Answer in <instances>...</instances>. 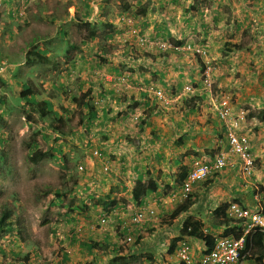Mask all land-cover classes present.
<instances>
[{"label":"rangeland","instance_id":"rangeland-1","mask_svg":"<svg viewBox=\"0 0 264 264\" xmlns=\"http://www.w3.org/2000/svg\"><path fill=\"white\" fill-rule=\"evenodd\" d=\"M27 1L28 3L24 0H0V78L11 82L16 88L19 87V82L33 80L31 77L34 74L52 76L45 67L29 65L25 61L29 50L25 51L21 48H26L25 45L32 39L36 45H43L40 41L42 37L48 32L55 34L54 31L58 27L69 33L74 32L68 37L76 44L85 37L98 35L90 43L81 46V53L72 51L70 55H75L83 61H106L101 60L100 57L96 60L93 58L106 49H110L113 54L121 57L119 64L116 65L119 71L115 75L110 76L103 70H98L99 76L104 77L106 85L111 87L115 85L117 75L119 79L126 82L123 89L138 90V87H142L152 91L157 86L162 89L169 88L173 94L176 89L179 91L184 89L185 95L173 98V102L178 103V111L180 107L182 111L188 108L189 103L185 99L189 97L186 95L193 94L195 91L206 92L209 99L205 98L204 101H207L198 105L207 103L206 106L210 105L214 111L220 101L225 99L234 111L235 95L233 93L238 92L242 89L240 87L245 85L244 73L248 67L243 66L242 61L247 60L238 53L233 54L232 57H225L223 49L228 42L241 41L245 46L250 47L252 43L258 41L254 38L256 34L253 26L245 30V35L243 34L248 21L256 24L253 17H246L241 12L243 0H150L151 3L156 2L159 15L156 17V12L149 7L147 19H154L156 22L148 21L149 26L144 22L142 27L140 17L136 18L135 27L138 35L134 37L122 30L123 27L120 25L113 28L116 31L113 35L112 27L120 15L130 14V10L135 11L146 0H67V3L73 2L75 5L66 13L60 12L62 8L59 6L65 0ZM201 1L205 5L202 6ZM199 3L201 8L200 5L197 6ZM124 5H127L130 10L124 9ZM39 6H43V9ZM191 6L196 8L192 9ZM82 7L86 9L85 12H90L83 19H81L84 13ZM189 8L192 10V15ZM8 13H12L10 18ZM20 14L24 15V18H19ZM5 22L8 24H5L2 30ZM108 23L111 26L108 27ZM238 24L240 27H237ZM106 32H111L113 35L111 40L102 39L101 35ZM138 38L150 41H152L151 38L162 39V42L172 46L175 41H181L183 46L177 50H162L157 46L141 45ZM50 42H54L53 47L62 45L59 40L52 39ZM197 45L207 50L206 58L212 68L207 79L202 77L203 71L199 70L200 60L194 51ZM50 46L47 44V47ZM59 48L65 52L61 46ZM150 55L160 60L153 64ZM164 58H167L168 64L161 62ZM225 61H232L235 67L226 66ZM77 62L79 61L64 68L65 73L71 71L70 76H53L52 78L54 84L61 85L59 88L62 95L56 98L58 103L54 102L53 109L58 110L61 107L74 109L71 115L65 116L66 127L63 130L70 131L69 136L64 137L53 132L52 122L47 118L41 120L37 112L31 114L33 124L20 114L8 120L9 142L0 149L5 151V155L0 159V215L4 208H8L13 226L6 229L0 228V264H92V256L97 257L98 261L102 259L100 254L105 249L97 241L100 237L95 232L101 230L97 222L101 217L99 214L104 210L100 206L98 209L88 208L96 199L90 193L107 192L111 187L114 189L111 192L112 198L118 201H121L120 198L122 199L124 194L119 190V184L111 186L112 182L123 181L122 177L110 176V166L108 164L105 166V163L98 160L95 155L102 154L105 152L104 149H108L106 153H110L112 152L110 148H117L118 151L123 152L126 138H118L115 128L110 124L115 120L114 117L118 116L115 112L108 114L116 109L115 106L113 108L109 105L106 114L102 113L101 107L109 100L108 96L100 101L98 97H94L93 103L96 105L90 102L95 113L93 116L90 115V119L84 113V108H78L69 98L64 97L79 94V91L85 90L89 82L88 78L97 83L92 76H89V72L85 74V78L80 79V63L76 65ZM129 62L135 64L134 68H128ZM151 64L156 68L155 72L152 71ZM237 64L241 66L236 67ZM139 68L143 69V77L147 81L142 80L133 85L131 79H135V75L141 72ZM128 69H134V72ZM231 71L235 72L234 77L230 74ZM162 77H165V83L161 81ZM193 77H196L199 82L202 80L200 87H194L197 82L192 83L195 80ZM151 79L153 85H150ZM102 84L108 87L103 82ZM252 85V83L249 84V86ZM187 87L192 89L188 90ZM39 90L41 94L48 96L51 92V82L43 81V84L39 85ZM94 90L97 92L101 89L96 85ZM125 91L119 89L116 94L122 96ZM4 93L8 95L7 91ZM113 98L114 95L112 102ZM159 107L163 106L159 105L157 109ZM129 113H131L130 110L127 114ZM138 113V117L150 114L149 110L142 111L141 108L138 109ZM162 114L165 115V113ZM103 116H106L102 119L103 125L110 124V129L106 132L99 125L100 118ZM89 120L91 125L87 127ZM43 131L49 134V139L47 134L40 135L44 133ZM57 135H60L58 143H62L61 150L68 157L67 160H54L49 156L50 152H53L52 147L57 145H54L52 138ZM105 140H111L112 145L103 144ZM34 143H37V146H33ZM2 154L0 152V155ZM36 154H43L42 160L34 162L32 159ZM127 176L128 174L124 175V179H127ZM118 209L115 213L112 212L111 216H109L110 211L103 213L110 218L111 228L116 227L117 230L118 220H120ZM122 209L125 208L122 207ZM128 211L129 209L127 213ZM87 218L88 221H85L84 219L87 220ZM95 219L98 221L94 222ZM80 243H91L94 253L88 252ZM64 255H67L68 259L62 262ZM119 257L112 255L111 259L118 261ZM136 257L133 259V264H146L139 260L140 256Z\"/></svg>","mask_w":264,"mask_h":264},{"label":"crops","instance_id":"crops-1","mask_svg":"<svg viewBox=\"0 0 264 264\" xmlns=\"http://www.w3.org/2000/svg\"><path fill=\"white\" fill-rule=\"evenodd\" d=\"M83 1L81 2L82 4ZM146 1L149 2L148 8L152 7L154 12H156V17H158L159 11L156 10V2L153 1L151 3L150 0ZM201 2L203 3V1ZM74 5L75 3H67V0H65L59 5L62 8L60 12H69ZM202 5H205V3ZM241 5V12L244 15L247 14L246 17H253L256 25L258 24V27L264 30V0H243ZM39 7L43 9V6ZM257 8L263 11L259 14L253 13L252 10ZM82 9L84 13L81 19L90 13L85 12L86 9L84 7ZM189 10L190 15H192L191 8ZM36 11L33 10V12ZM11 14L8 13L9 18ZM138 17H140L142 27H144V22L147 26H149L148 21L150 23L156 22L154 19H147V14L144 17ZM5 24H8V22L3 23L2 30H4ZM237 27H240V25L238 24ZM72 33H69V35ZM52 39H55L54 34L48 32L40 40L44 42L43 45H36L32 39V41L25 45L26 48H21V50L26 51L36 47V49L47 52V55L52 58L56 56L57 52L54 51H57L60 46L53 47L52 44L54 42H50ZM47 44L51 46L47 47ZM232 55L230 54V57ZM238 55L244 56L247 61H242L243 66H247L248 68L244 73V87H240L242 89L233 93L235 95L233 113L238 117L237 121L242 129L239 132L245 133L249 138L251 153L254 158V170L248 177L241 176L238 168L239 162L236 157H232L230 165L221 174L208 179L201 186L194 187L191 198L183 203H178L170 199V194L178 185L176 178L179 177L180 173L182 174L188 169L192 158L207 160L209 157L223 151L227 146L225 132L215 111H213L210 105L206 106L207 103L198 105L201 102H206L207 100L204 101L205 98L209 99L207 93L195 91L193 94L186 95L189 98L191 96L195 98L200 97L202 101L195 105L197 110H191V107H189V109L187 108L183 111L181 107L178 111V103L173 102V98L175 96L185 95L184 89L182 91L176 89L174 91L175 94L171 93V89L169 88L164 89L166 91L165 97L167 98L165 102L169 100L166 106H164V103L160 104L156 101L149 91L143 92L147 89H143L142 87H138V90H127L120 96L116 94L118 91L115 89H109L115 85L112 87H104L102 84L103 81L93 76L91 71L93 69H99L111 76L119 71L116 65L119 64L121 57L113 54L110 49H106L97 55V57L93 58V60H96L98 57H102L106 61H83V59L72 55V61H79L76 65L80 63V79L85 78V74L89 72V76H92L94 81H98V86L101 90L97 92L94 90L92 96L98 97L99 99L108 96L109 100L101 107L102 113L106 114L109 105H112L113 108L115 106L116 109L110 111L108 114L115 112L118 116L114 117L115 120L110 122V124L115 128V134H118V138H126L123 152L118 151L117 148H110L112 152L106 153L108 149H104L105 152L101 154L100 159L98 158V160L105 163V166L107 164L110 166V176L116 178L122 177L123 180L115 183L112 182L111 184V186L119 184V190L123 191L122 194H124L123 198H120L121 201L117 200L110 208L108 207L109 211L113 210V213L118 208L121 209L120 212L118 209V218L120 219L118 220L119 228L128 217L127 210H134L137 208V205H140L133 203L129 194V189L136 178L142 177L144 181L155 179L158 183L157 191L144 197L141 201V205L149 204L156 211V215L151 221L143 225L140 231L135 233L134 243H124V235L119 233L120 231L116 227L112 229L111 224L105 226L104 229L101 227V230H97L95 234L100 237L97 241L100 242L101 246H104L103 249L105 250L101 251L102 254L100 256L102 259L99 261L97 257L93 258L92 256V264H106L110 261L112 255L132 260L130 262L132 264L133 259L137 258L136 256H140L139 260L141 259L146 264H178L180 260L177 255V250L183 242L188 243L192 259L197 260L202 255L206 245L214 237H219L222 234L224 227H217L215 223L221 220L222 210H224L225 205L235 202L240 203L245 209L254 210L258 202L259 191H262V186H264V121L259 120L257 116H251V114L258 115L260 111L264 110V42L262 43L258 40L252 43L250 47L248 46L244 50L239 51ZM150 57L151 61L154 62L153 64H155V61L160 60L157 57L155 58L154 55H150ZM161 62L168 64L169 61L167 58H164V61ZM225 62L224 64L226 66L235 67V63L232 61ZM69 64H72V62L61 64L58 69L46 68L52 76H41L44 78V81L50 82H52L53 76L68 77L71 74L69 72L65 73L64 68H68ZM153 64H151L152 71L155 72L156 68ZM127 66L128 68H134L135 64L129 62ZM240 66L241 64L236 65V67ZM91 67H93L92 70ZM128 70L134 72V69ZM142 70V68H139L141 72L135 75V79H131L133 85L142 80L147 81L143 77ZM224 71L226 73L228 72L226 70ZM221 74L224 75L223 73ZM230 74H233L234 77L235 72L231 71ZM193 79L195 80L192 83L197 82L195 88L200 87L201 84L196 77H193ZM161 81L165 83V77H162ZM150 83V85H153L152 79ZM251 83L253 85L249 86ZM90 86L87 83L86 89ZM113 95L114 101L112 102ZM159 105L163 107L157 109ZM139 108L142 111L149 110L150 114L146 117L145 115L138 117ZM151 108H154L152 112ZM129 110L131 113L127 114ZM162 113H165V115ZM103 118H106V116L100 118L99 125L106 132L110 129V124L108 126L103 125ZM137 119L139 120L138 122ZM143 119H145L144 125L140 127L139 122ZM163 119L165 121H162ZM103 144L109 145L111 144V140H105ZM127 174V179H124V175ZM131 182L132 185H130ZM113 190V188L109 187L107 192L90 193L94 198L96 197L94 201L99 202L95 205L92 203L88 208L98 209L99 206L102 207V202L108 201L106 197L114 199L111 194ZM122 207L125 209H122ZM104 212H101L99 215H102ZM188 216L199 218L204 222V230L208 234L207 240L198 241L192 238H183L182 241L178 242L172 248L170 245L171 239L178 235L181 223ZM84 220L88 221V218ZM95 220L94 222L98 221L97 219ZM109 221L111 220L109 219ZM92 252L94 253V251ZM249 262V264H255L253 260H249Z\"/></svg>","mask_w":264,"mask_h":264},{"label":"trees","instance_id":"trees-1","mask_svg":"<svg viewBox=\"0 0 264 264\" xmlns=\"http://www.w3.org/2000/svg\"><path fill=\"white\" fill-rule=\"evenodd\" d=\"M28 3V1H25ZM200 5V6H199ZM149 2H145L140 6L137 10L131 11L127 5H124V9L130 10V13L134 16V18H138V16L144 17L147 14ZM200 8L201 4H197ZM192 9L194 7H191ZM201 10V9H200ZM259 8L253 9L252 12L255 14L261 13ZM246 13V11H244ZM247 15V14H246ZM19 18L23 17L24 15H19ZM253 26V30L255 32L254 38L259 40L260 42H264V30L260 27H258V24H254L253 22H247L246 28L243 31V34L245 35V30H248L250 27ZM257 27V28H256ZM113 30V28H112ZM113 32H116L113 30ZM64 35V34H63ZM111 37V35L109 36ZM176 46H182L181 41H175L173 48L169 49L168 51L175 50ZM248 45H244L241 41L238 43H226L225 48L223 49L224 56H230V53L235 54L239 53V51L244 50ZM41 50L36 49L32 51V53L28 52L26 54L25 61L28 62H33V63H38L42 64L47 60V57L45 55V51L40 52ZM168 51H163V52H168ZM162 52V51H160ZM261 52V51H260ZM32 55V56H31ZM31 56V57H30ZM264 61V60H263ZM202 69V68H201ZM33 80L28 79L25 81V83L19 82V87L16 88L15 86L12 85L11 82H8L6 79H1L0 78V149L4 147L6 143L9 142V139L7 138V134L9 135V127H8V120L16 116L18 114L21 115V117L26 118L27 121L31 122L33 124V121L31 119V114L32 113H38L40 116L41 120H46L49 119L51 124V128L53 132L56 134H60L61 136L67 137L70 134V131H64L63 128L65 126V116L66 115H71V111H74V109H69L68 107H61L58 110L53 109L54 108V102L58 103V100L56 99L58 96H62L60 92V88L58 85H53L51 88V92L48 96H45L41 94V90H39V85L43 84L44 78L40 74H34ZM17 80H15L16 82ZM61 86V85H60ZM15 87V90H14ZM4 91L8 92V95L4 93ZM63 91V90H62ZM91 91L90 89L86 92L83 93L80 96H75V94H70L68 96H64L65 98H69V100L78 106V108H84L85 109V114L89 116L88 119L91 118L90 115H95L93 111V105L90 104L89 102V95ZM189 104L187 105L188 109L191 107V110H197L195 108V105L198 102L202 101V98L197 97L195 98L194 96H191V98L185 99ZM153 110V108L151 109ZM73 114V112H72ZM251 116H257L259 120L264 121V110L260 111L258 115L251 114ZM87 127L91 125L90 120L87 121ZM144 124V121L139 123V126L142 127ZM44 132V131H43ZM44 134H47L44 132L43 134H40L43 136ZM49 134L46 136L49 139ZM60 135H57L56 137H53V143L54 145L57 144L56 146L52 147L53 152L49 154L50 157L54 160H67V156L63 153V150H61L62 143H58L60 141ZM180 143V142H178ZM33 146H37V143H34ZM3 154L0 155V159H2V156L5 155V151L2 150L0 151ZM219 153L215 154L212 157H209L210 159L214 158L216 155ZM35 158L32 160L34 162H38L42 160L43 154H36L34 155ZM199 158H192L191 163ZM204 161V160H202ZM191 163L190 166H188V169L185 170L182 174L180 173L179 177L176 178L177 182V187L173 192H179L180 186H182V183L184 179L186 178V175L189 173L191 170ZM218 176L217 174L212 175L210 178H214ZM208 178V179H210ZM206 180L200 181L199 183H194L193 188L196 186H201V184ZM158 189V183L155 181V179H149L148 181H144L142 177H137L136 180L134 181L133 185L129 189V194L131 197V200L133 203L141 204V201L144 199V197L156 192ZM57 191V190H55ZM193 193V190L191 191V194L189 195L188 200L191 198ZM108 201H103L102 202V209L104 211H109V208L116 203V199H109L106 197ZM99 201H93V204H98ZM235 203V202H233ZM238 204V203H236ZM229 203L225 205L224 210H222L223 214L221 217V220L215 223L217 227L223 226L224 230L222 234L219 236H229V235H235L237 234L240 229V220L235 219L227 214V209L229 207ZM238 205H241L240 203ZM242 206V205H241ZM109 207V208H108ZM75 209V208H74ZM70 210H73L70 208ZM225 211V212H224ZM217 212V211H216ZM10 210L8 208H4L0 215V228L6 229L7 227L13 226L12 221L10 219ZM166 219V218H164ZM168 219V217H167ZM215 226V227H216ZM208 237V234L204 230V222L195 217L188 216L184 219V221L181 223L178 231V235L174 238L171 239V247H175V245L182 241L183 238H192L198 241H206ZM245 247L246 249H250V258L255 262V264H264V234L261 232H255L251 236H248L246 241H245ZM213 240L207 245L209 248L212 246ZM82 247H84L88 252L93 251L92 244L89 243H80ZM94 245V244H93ZM116 254V253H115ZM68 259L67 255H64L62 258V262H65ZM131 260H127L126 258L119 257L118 261H110L108 264H129ZM131 264V263H130ZM178 264H184L183 261H179Z\"/></svg>","mask_w":264,"mask_h":264},{"label":"built area","instance_id":"built-area-1","mask_svg":"<svg viewBox=\"0 0 264 264\" xmlns=\"http://www.w3.org/2000/svg\"><path fill=\"white\" fill-rule=\"evenodd\" d=\"M127 22L130 23L129 20ZM129 32L135 36L137 35L136 31L131 27ZM138 40L141 45L150 47L157 46L163 50L171 47L161 41H150L143 38H138ZM205 49V47H195L194 51L203 61L204 70L202 77L207 79L212 68L209 60L206 58L207 50ZM121 81L124 82L123 80ZM186 89L189 90L190 87ZM156 95L157 97H162L159 91L156 92ZM215 108L218 118L226 124L227 130H229L227 138L229 146L228 152L215 157L212 162H206L200 159L194 160L191 163V170L186 175L182 186H180L179 193H172L171 198L173 200H187L193 190L194 183H199L212 177V175L220 173L227 165L228 159H231L232 156H236L240 160L244 174L248 176L252 174L254 159L250 153V145L244 135L237 134L233 129L237 126L236 121L232 120V125L230 123L231 106L225 99H222ZM230 127H232V130ZM227 214L241 221V229L237 234L214 237L212 246L210 248L208 246L205 247L202 255L197 260L192 259L188 243L183 242L177 250L179 260L183 261L184 264H249L250 249H246L245 241L248 236H251L255 232L264 234V188L259 192L258 202L253 211L245 209L236 203H231L227 209ZM154 216L155 210L146 205H142L131 211L129 210L128 217L123 221L121 227L118 228L120 233L124 235L123 241L127 244L132 243L133 235L140 231L143 225L151 221ZM109 222L108 216L102 214L99 219L100 225L105 227Z\"/></svg>","mask_w":264,"mask_h":264},{"label":"clouds","instance_id":"clouds-1","mask_svg":"<svg viewBox=\"0 0 264 264\" xmlns=\"http://www.w3.org/2000/svg\"><path fill=\"white\" fill-rule=\"evenodd\" d=\"M147 2V1H146ZM191 7H194V6H191ZM194 8H196V7H194ZM138 9V7L135 9V10H137ZM201 12H202V10H201ZM125 19V20H124ZM135 19L136 18H134V16L130 13V14H122V15H120L117 19H116V23L114 24V26L112 27V28H117L118 26L117 25H120V26H122L123 27V29L122 30H124V31H126V32H129V29H130V27L132 28V29H134L135 31H136V25H135ZM130 21V23H128L127 21ZM109 23H111V22H109ZM108 23V27L109 26H111L110 24ZM112 25H113V23H112ZM54 38H55V40H59L60 42H61V44L62 45H60L61 47H62V49H64L65 50V52H62L61 50H60V48L56 51H54V52H57V54H56V56H54V57H52V58H50L48 55H47V52L45 53V55H46V57H47V60L44 62V63H42V64H38V63H33V62H28V64L30 65V64H32V65H35V66H41V67H45V68H48V69H50V68H55V69H58L59 68V66L61 65V64H68L69 62H72V64L75 62V61H72V55H70V53L73 51V52H78V53H81L80 52V48H81V46H83V45H86V44H88V43H90V41H93V39L94 38H97V36L98 35H95V34H93V35H91V36H89V37H85L84 39H82V40H80L77 44L76 43H73L70 39H69V33H68V31L67 30H65V29H58V27H57V29L54 31ZM114 33L115 32H112V34L114 35ZM130 33V32H129ZM136 33H137V31H136ZM64 34V35H63ZM111 34V32H106V33H104L103 35H101L102 36V39L103 40H105V41H108V40H111L112 38H113V35ZM131 34V33H130ZM111 35V37H109ZM133 35V34H132ZM137 35H138V33H137ZM135 35H133V37H134ZM151 40L152 41H161V40H157V39H154V38H151ZM162 42V41H161ZM165 43V42H164ZM42 44H44V42H42ZM166 44H168V45H170L171 47L170 48H173V46L171 45V44H169V43H166ZM183 46V45H182ZM153 47V46H152ZM196 47H201V46H196ZM203 47V46H202ZM170 48H168V49H165V50H169ZM179 48H181V46H176V48H174L175 50H177V49H179ZM204 48V47H203ZM161 49V48H160ZM33 50H35L36 51V47L35 48H33V49H31V50H29L28 52H30V53H32V51ZM163 50V49H162ZM40 52H42V51H40ZM208 54V53H207ZM99 55V54H98ZM32 56V55H31ZM30 56V57H31ZM198 56V55H197ZM101 58V60H105L104 58H102V57H100ZM199 58V57H198ZM199 60H200V66H199V70L200 71H203L204 70V64H203V61L199 58ZM64 61V62H63ZM202 68V69H201ZM98 70L99 69H96V70H93L91 73L93 74V76H95L96 78H98L100 81H103L104 83H105V79H104V77H100L99 76V72H98ZM70 74H71V71H68ZM115 75V74H114ZM115 86L112 88V89H115L116 91H118L119 89L120 90H128V89H123L124 88V85H125V81L124 82H122L121 80H119V77L116 75L115 76ZM88 83L91 85L90 87H88L87 89H85V90H81V91H79V94L77 93H75L76 95L75 96H80V95H82L83 93H86L89 89H90V91H91V93H90V95H89V102H92V104H95L96 105V103H93V101H94V97L92 96L93 95V93H94V87L96 86V85H98V81H96L97 83H95V82H93V81H91L89 78H88ZM119 82H120V84H119ZM132 82V81H131ZM201 83H202V80L200 81ZM200 83V84H201ZM106 84V83H105ZM53 85H55L53 82H51V88H52V86ZM58 86H60V84H58ZM107 86H109V85H107ZM195 86H197V85H194V87ZM68 87V86H67ZM128 87H130V86H128ZM192 87V86H191ZM190 87V89H192ZM153 89V88H152ZM146 91H148V90H145V91H143V92H146ZM161 92V94H162V97H157V95H156V92ZM150 93H151V95H152V97L156 100V101H158L160 104L161 103H164L165 105H167L168 103H169V100H168V102H165L166 100H167V98L165 97V93H166V91L164 90V89H162V88H160V89H158V88H156V89H154V90H152V91H149ZM92 97H93V100H92ZM175 98V97H174ZM101 99H99V101H100ZM232 108V107H231ZM152 109V108H151ZM154 109V108H153ZM215 111V114H216V110H214ZM148 116V115H147ZM216 116H217V114H216ZM146 117V116H145ZM217 118H218V116H217ZM219 119V121H220V123H221V125H222V127H223V130H224V132H225V138H226V143H227V146H226V148L223 150V151H221V152H219V154L218 155H216L215 157H217V156H219L220 154H222V153H227L228 152V148H229V146H228V141H227V138H228V133H229V130H227V127H226V124L220 119V118H218ZM237 119H238V117H236L235 115H234V113H233V110L231 109V119H230V123H231V125H232V120H235L236 121V123H237V126L235 127V128H233L234 130H235V132L237 133V134H242V135H244L247 139H248V142H249V145H250V141H249V138H248V136L245 134V133H243V132H239V131H242V129H241V126L239 125V123H238V121H237ZM145 119H143L142 121H144ZM141 121V122H142ZM230 129L232 130V127H230ZM250 153H251V146H250ZM251 155H252V153H251ZM96 157H98V158H100V156H101V154H97V155H95ZM215 157L214 158H212V159H207V160H204V161H206V162H212L214 159H215ZM232 157H236V156H232ZM232 157H231V159H232ZM253 157V156H252ZM237 158V157H236ZM231 159H228V163H227V165L223 168V170L220 172V173H217V175H219V174H221L229 165H230V163H231ZM254 159V158H253ZM200 160H202V159H200ZM237 160H238V162H239V173H240V175L241 176H244V177H248V175H246V174H244V172H243V170H242V163L240 162V160L237 158ZM107 169V168H106ZM253 170H254V162H253ZM253 172V171H252ZM250 176V175H249ZM263 186H262V190H263ZM260 192V191H259ZM172 193H173V191H172ZM172 193L170 194V199H172L171 197H172ZM174 193H179V192H174ZM173 200V199H172ZM188 200V199H187ZM187 200H184V201H178V200H174V201H177L178 203H183V202H185V201H187ZM231 203H233V202H231ZM231 203H229V204H231ZM142 205H146V206H149V207H151L149 204H142ZM141 204L140 205H137V208L138 207H140V206H142ZM152 208V207H151ZM153 209V208H152ZM112 211L113 210H111L110 211V214H109V216H111L112 215ZM109 213V212H108ZM155 213H156V211H155ZM156 215V214H155ZM110 219V218H109ZM98 224H100V223H98ZM110 223H108V225H109ZM101 226V225H100ZM102 227V226H101ZM117 227L119 228V225H117ZM120 233V232H119ZM134 236H135V234L133 235V241H132V243H129V244H133L134 243V241H135V239H134ZM219 237H223V236H219ZM213 242H214V239H213ZM125 243V242H124ZM127 244V243H126ZM206 247H207V245H206ZM249 260H252L251 258L249 259Z\"/></svg>","mask_w":264,"mask_h":264}]
</instances>
